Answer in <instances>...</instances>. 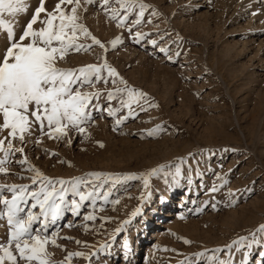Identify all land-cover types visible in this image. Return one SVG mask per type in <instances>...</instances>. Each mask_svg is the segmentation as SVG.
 I'll return each mask as SVG.
<instances>
[{
  "label": "rangeland",
  "instance_id": "rangeland-1",
  "mask_svg": "<svg viewBox=\"0 0 264 264\" xmlns=\"http://www.w3.org/2000/svg\"><path fill=\"white\" fill-rule=\"evenodd\" d=\"M55 2L46 0V7L51 9ZM141 2L151 7L134 31L153 35L139 44L126 28H120L105 14L99 0L88 4L86 12L80 11L89 31L106 44L108 61L130 85L147 93L158 106L138 111L119 126L115 120L127 109L121 108L115 116L94 110L95 123L85 125L86 135L74 134L72 144L44 138L37 146L34 137L33 143L25 147L30 163L50 177L67 179L91 171L113 174L106 178L105 189L111 190L109 200L119 201L112 204L98 200L94 207L86 201L79 215L65 205L61 217L48 229L49 234L57 233L53 238L62 247L49 243L48 251L55 260L63 259L65 249L96 252L91 264H182L186 260L189 264H212L208 259L211 255L230 259L233 264H257L264 241L250 249L237 250L234 246V257L228 256L225 245L238 237H246L247 244L253 234L258 239L264 235L259 233L264 224V0ZM28 3V13L17 18L18 27L30 18L39 0ZM111 6L122 11L119 4ZM152 9L157 15L149 23ZM5 19L11 17L5 14ZM158 31L160 36L165 32L170 35L161 40L155 35ZM177 35L183 40L170 43ZM116 37L120 40L113 48L111 41ZM148 39H156L158 44L152 46ZM87 43H91L90 38ZM165 45L169 51L161 53L159 47ZM97 53L104 55L99 46L93 45L91 52L70 54L63 66L95 63ZM168 55L172 60L167 59ZM104 87L103 83L96 85L99 90ZM112 106L116 108L117 101H112ZM157 125L162 128L157 129ZM44 149L58 155H48ZM189 153L194 156L190 158ZM181 157L186 163H181ZM15 159H19V154L6 164L10 173L32 175L22 172ZM160 164L166 165L165 172L179 166L181 178L172 182L171 175L161 172L149 178L145 189L141 175ZM128 173L135 174V178H117ZM217 174L227 184L212 193L209 189L213 184L221 183ZM5 182L30 181L14 174H0V183ZM182 195L185 200L180 199ZM229 200L235 203L226 206ZM179 201L184 203L178 204ZM209 201L217 204L215 210L210 204L204 207ZM137 209L139 212L132 215ZM89 213L98 219L85 221L84 216ZM150 213L152 217L146 218ZM125 220L127 224L115 232ZM157 230H167L164 250L148 256L147 248L155 245L151 236ZM6 232V221L0 219V239ZM185 239L192 243H185ZM105 244L107 247H102ZM198 252L202 255L194 257ZM245 252L249 254L245 256ZM72 264H89V260L73 258Z\"/></svg>",
  "mask_w": 264,
  "mask_h": 264
},
{
  "label": "snow or ice",
  "instance_id": "snow-or-ice-1",
  "mask_svg": "<svg viewBox=\"0 0 264 264\" xmlns=\"http://www.w3.org/2000/svg\"><path fill=\"white\" fill-rule=\"evenodd\" d=\"M96 0H56L54 6L46 7V0H39L38 6L32 11L30 18L19 26L17 19L29 10L28 0H0V174H14L28 179L29 183H0V219L6 221L7 232L0 239V264H72L73 258H91L96 252L71 251L65 249L66 255L61 260L52 258L48 251L49 243L57 247L54 231L49 234V227L55 224L65 211V205L72 213L79 215L82 205L90 201L94 207L98 200L116 204V199L109 200L111 190L105 189L106 178H112L111 173L91 171L79 177H50L44 174L36 165L31 164L25 155V147L29 143L40 146L44 138L58 142L72 144L73 135H86L85 125L95 123L93 111L106 112L108 116H115L121 108L126 113L115 120L119 126L129 117H135L137 112H145L158 105L149 95L138 87L130 85L107 59L108 48L102 43L83 21L81 9L87 11V5ZM112 4H119L121 12ZM103 8L120 28H126L132 39L139 44L153 33L138 30L144 21L145 11L150 8L141 0H99ZM261 9H256L260 12ZM5 14L11 19H5ZM256 13H253L255 15ZM157 15L152 9L147 20ZM132 16L135 19H130ZM155 35L160 36L159 31ZM168 32L164 36H169ZM164 36H160L163 40ZM91 40V43L87 41ZM120 37L111 41L116 47ZM183 38L177 35L170 43L177 44ZM147 43L156 46V39H148ZM93 45L99 46L104 55L97 53V62L79 67H65L70 54L93 51ZM161 53H167V45L159 47ZM172 60V56H167ZM99 83L104 84L102 90L96 89ZM110 85V86H109ZM88 89H93L89 91ZM103 91L104 95H101ZM117 101V107L112 106ZM107 104L105 107L104 104ZM135 105V107H133ZM161 129L162 125H157ZM155 131V130H154ZM150 135L152 133H149ZM45 153L56 156L58 153L44 149ZM19 159L15 163L22 172L32 173L23 176L22 173H10L6 164L12 162L10 158ZM193 157V153L188 154ZM181 163H186L183 157ZM166 165L160 164L141 175L144 188L149 187V178L161 172L172 176V182L181 178V168L175 167L165 172ZM231 171V170H229ZM135 178V174H120ZM220 185L213 184L209 189L215 193L226 186L227 181L221 174H217ZM165 183H168L165 180ZM71 194V199H69ZM229 190V196H231ZM143 196V193H142ZM78 198V199H77ZM235 201L229 200L226 206ZM210 206L215 210L217 204L209 201L204 207ZM39 209L35 211V209ZM197 208V211H200ZM139 212L137 209L132 215ZM98 217L89 213L84 216L85 221H94ZM107 219V218H100ZM128 221H122L114 229L120 232ZM38 225V227H35ZM70 226V225H69ZM259 233H264V224L259 227ZM72 239L71 237H64ZM246 237H238L232 244L225 245L228 256L234 257L239 248H251L253 244H261L264 235L253 234L251 242L245 244ZM78 244L80 241H76ZM185 243L192 241L185 239ZM128 247L127 244L124 245ZM102 247H107V244ZM264 249V244H261ZM99 249L97 250V252ZM209 250H205L207 252ZM215 253L216 249L211 250ZM223 251V249H221ZM249 253L245 252L247 256ZM200 257L202 253L193 254ZM257 264H264V250L259 251ZM212 264H233L230 259H218L214 255L208 257ZM182 264H189L184 261Z\"/></svg>",
  "mask_w": 264,
  "mask_h": 264
},
{
  "label": "bare ground",
  "instance_id": "bare-ground-1",
  "mask_svg": "<svg viewBox=\"0 0 264 264\" xmlns=\"http://www.w3.org/2000/svg\"><path fill=\"white\" fill-rule=\"evenodd\" d=\"M166 194V193H165ZM168 196V195H167ZM180 199L181 200H185L186 199V197L184 196V195H182V196H180ZM181 202L182 203H184V201H179L178 202V204H181ZM156 209V205H154L153 206V210H155ZM152 210V211H153ZM168 213H170V210H169V212ZM170 215V214H169ZM152 217V213H150L146 218H148V219H150ZM159 222V221H158ZM167 224H168V222H167ZM170 225H171V222L169 223ZM160 225H162V223H160L159 224V226ZM164 225V224H163ZM165 226H167L166 224H165ZM167 229H169V228H167ZM166 232H167V230L166 231H163V230H157V231H155V233L151 236L152 238H154V240H155V245H153V246H149L147 249V251H146V253H147V255L149 256V255H151V254H153L154 253V251H157L158 249L160 250V252L161 251H163L164 250V246H163V242H164V240H165V235L164 234H166ZM137 241V240H136ZM137 243V242H136ZM129 250V248L127 247L126 248V252ZM126 252H124V254L126 255ZM165 252V251H164ZM145 261H147V259L145 260Z\"/></svg>",
  "mask_w": 264,
  "mask_h": 264
}]
</instances>
